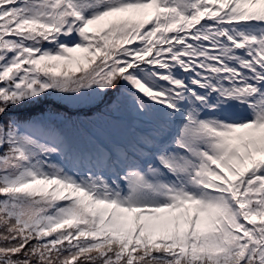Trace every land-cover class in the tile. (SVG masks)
<instances>
[{
	"label": "snow or ice",
	"instance_id": "snow-or-ice-1",
	"mask_svg": "<svg viewBox=\"0 0 264 264\" xmlns=\"http://www.w3.org/2000/svg\"><path fill=\"white\" fill-rule=\"evenodd\" d=\"M0 264H264V0H0Z\"/></svg>",
	"mask_w": 264,
	"mask_h": 264
}]
</instances>
